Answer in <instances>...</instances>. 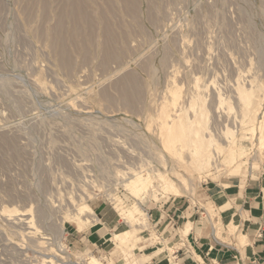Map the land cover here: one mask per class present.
Listing matches in <instances>:
<instances>
[{
    "label": "rangeland",
    "instance_id": "rangeland-1",
    "mask_svg": "<svg viewBox=\"0 0 264 264\" xmlns=\"http://www.w3.org/2000/svg\"><path fill=\"white\" fill-rule=\"evenodd\" d=\"M193 105L208 114L204 140L236 141L233 160L213 149L212 167L194 164L177 128ZM263 119L264 0H0V264H119L122 231L165 247L139 245L127 264H171L190 259L176 252L187 220L242 262L246 227L217 223L210 199L264 192ZM134 172L156 187L125 190ZM157 174L178 192L158 191ZM134 205L144 227L116 213Z\"/></svg>",
    "mask_w": 264,
    "mask_h": 264
},
{
    "label": "crops",
    "instance_id": "crops-1",
    "mask_svg": "<svg viewBox=\"0 0 264 264\" xmlns=\"http://www.w3.org/2000/svg\"><path fill=\"white\" fill-rule=\"evenodd\" d=\"M223 190L226 191L225 189ZM262 191L263 189L259 188L258 193H247L245 196H238L237 190H234V192L231 193L227 190L228 193H224V195H220L221 191L211 193V195L213 194L212 196L214 197L217 195L219 196L215 200L210 199L211 203L216 207V210L218 211L216 216L217 223H222L226 227V229L229 226V229L231 230L233 227L236 228V226L230 224V220L232 219L234 220V223L236 225L237 223H239L240 226L246 227L245 234L248 236V242L246 240V236L242 235L244 237H242L243 240H245L244 242H246L247 244H245L243 247L239 246V249H237L242 258V262H238L233 258L234 254H236L234 252V247L222 244L217 241L218 237L215 229V241H212L213 239L210 240L209 238L211 232L208 233L209 236L207 234V237L206 235H203L201 231L202 226H195V223L194 226H192L193 223L187 220L182 230V238L186 241L184 244V249L179 248L176 252H178V254L180 252L182 254H186L185 256L189 257L190 259L186 258L180 260L179 262H174L171 264H186L190 260L192 261V263L197 264L192 260L194 259V257L199 261L198 264H203L202 258L200 256H197V254L195 256L196 250L199 251L200 254L204 256V258L209 257V264H264V192L262 193ZM261 231L262 234L260 235L263 237L259 239L257 238V235L261 233ZM140 237H143L141 245L153 244L154 240L161 241L158 234L155 232H151L149 234L134 233L130 236V239H140ZM146 240L148 241L146 242ZM151 240L153 243H149V241ZM138 246L139 245H137V247ZM183 250L186 251L184 252ZM146 251V253L141 255V260L148 257L152 259V252H149V250ZM159 251L163 250L159 249ZM122 259L123 257L119 256L115 261L121 264L120 262ZM150 263L152 262H149L147 264ZM132 264H134V261L132 262Z\"/></svg>",
    "mask_w": 264,
    "mask_h": 264
},
{
    "label": "bare ground",
    "instance_id": "bare-ground-1",
    "mask_svg": "<svg viewBox=\"0 0 264 264\" xmlns=\"http://www.w3.org/2000/svg\"><path fill=\"white\" fill-rule=\"evenodd\" d=\"M174 89H176V88H174ZM173 91H174L173 93H175V90H173ZM175 94H177V93H175ZM173 96H175V95H173ZM175 99L176 98H174L172 100L174 103H175ZM174 103H173V105H174ZM242 105H243L242 106L243 118H248L250 116V114L252 113V109H253V95H251V94L244 95V97L242 98ZM191 110L194 114V119L191 117L188 118L186 120V122H184V124L181 123L180 125L177 126V128H179L178 130H179V133H181V135H185V138L188 137L189 139H191V142L193 143V148L190 151V156H191V159L194 162V164L203 170L212 167L211 166L212 165L211 155H212L213 149L214 150L217 149L219 151V154L224 156L225 159H232L233 160L235 155H236L237 149H238L236 141L233 140L231 142V145L227 149H224L212 137L210 139L204 140L201 133L204 131L205 127L207 126V122H208L207 111L205 110V108L202 105L201 106L193 105L191 107ZM164 114L166 117H168V116L170 117V115H171V114L169 115V113H164ZM166 117L164 119L168 120L169 118H166ZM249 121H250L249 123H254V121H252V120H249ZM168 123H169V121H168ZM260 124H261V126L260 125L259 126H260V130H261V133H260L261 136H260L259 141H260L261 146L264 147V119L261 121ZM255 128L256 127L252 124L250 131L252 133H255V131H256ZM258 130H259V128H258ZM167 133H168L167 134L168 138L174 137V135H175V131H171V132L169 131ZM185 133H187V134H185ZM248 133H246V134H248ZM170 142L171 141L167 140L166 143L171 144ZM157 179L159 180L158 186H157L159 188L158 191L163 192V193H172V194H176L178 192L177 184L174 183L170 178H168L164 174H159V175L157 174ZM182 181L185 182V180L179 179V182H182ZM148 187H150V189H151V187H156L154 179L151 177H147L146 175L144 176L143 173L134 172L133 178L128 183H126L125 190L127 189V190L137 194L139 191L140 192L149 191ZM153 189H155V188H153ZM120 201H121V199H120ZM120 201H118V202H120ZM79 209H80L79 215L75 214V217H72L73 220L76 218L79 219V220L76 219L77 224H80L81 221L84 222L83 220H81L80 216H82V217L84 216V215H81V213L89 212V214H92L91 213L92 210L89 207V205H84L82 208H79ZM116 213L121 218L123 216H125L128 219V223L132 227H138V226L141 227V226L146 224L145 213L143 212L142 208L139 205L131 206V208L128 207V209L118 207L116 209ZM125 219H123V220H125ZM82 224L84 225V223H82ZM140 227H138V228H140ZM135 232H137V231H135ZM135 232L122 231L119 234H116L114 239H113L115 241V243L118 244V249H123V251H124L123 255H122L123 259L120 262L121 264H127V260L129 258V256L134 253L135 249L137 248V245H141L139 238L130 239V236L133 235V233H135ZM147 241L148 240H146V242ZM156 242L159 245V249L164 250V248H165L164 242H162L160 240H154V243H156ZM143 243H145V242H143ZM149 243H153L152 240L149 241ZM59 264H63V263H59ZM89 264H100V263L97 260H95L94 258H91V261Z\"/></svg>",
    "mask_w": 264,
    "mask_h": 264
}]
</instances>
